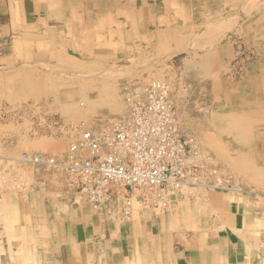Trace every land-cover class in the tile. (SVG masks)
<instances>
[{
    "label": "rangeland",
    "instance_id": "374dc122",
    "mask_svg": "<svg viewBox=\"0 0 264 264\" xmlns=\"http://www.w3.org/2000/svg\"><path fill=\"white\" fill-rule=\"evenodd\" d=\"M42 1L43 8H47L49 3ZM88 1H93L95 8L102 6L99 7L102 24L98 30L104 36L117 19L111 14L116 11L117 0H76V7ZM124 1L127 10L133 0ZM137 1L139 5L146 2ZM171 2L174 19L182 20L170 22L178 28L181 45L175 41L169 51L161 50L165 46H160L151 68L135 71L131 66L127 70L111 66L107 62L106 45L95 47L105 39L96 33L93 59L88 63L62 57L52 64L51 57L46 62L56 68L41 70L36 45H30L21 46L17 55L0 67V115H3L0 117V196L16 189L37 193L46 183L49 185V180L62 190L61 174L23 163V154L60 158L69 151L80 130H100L120 119L125 111V87L129 82H167L181 115V130L194 138L200 149L198 161L233 175L240 192L231 194L264 196V0ZM86 14L97 16L90 9ZM12 40L0 39V57L5 51L10 53L7 49L11 48ZM228 48L230 58L214 63V55ZM185 58H200L203 77L214 82L184 80L181 61ZM21 77L29 83L16 85ZM37 77L43 80L37 82ZM15 94L18 100H14ZM44 115L59 118L63 127L59 136L43 134L42 128L37 131L39 135H34L30 121ZM62 191L70 197L66 190ZM217 193L224 194L186 192L179 203L204 202L203 198ZM136 212L151 213L140 206L135 207L133 215Z\"/></svg>",
    "mask_w": 264,
    "mask_h": 264
},
{
    "label": "crops",
    "instance_id": "0c3cea01",
    "mask_svg": "<svg viewBox=\"0 0 264 264\" xmlns=\"http://www.w3.org/2000/svg\"><path fill=\"white\" fill-rule=\"evenodd\" d=\"M46 1L47 8L42 0H0V39H13L0 67L21 46L30 45H36L41 70L56 68L48 63L51 57L52 64L62 57L88 63L94 33L105 38L95 47L106 45L107 62L121 70L151 68L160 46L169 51L175 41L181 45L178 28L170 22L182 20L174 19L171 0H145L142 5L133 0L127 10L125 1L117 0L111 13L117 19L104 36L98 30L101 5ZM88 9L97 16H88ZM230 52L216 53L214 63L227 61ZM200 62L182 59L184 80L214 82L203 77ZM23 82L29 83L21 77L15 84ZM47 182L37 193L16 189L0 196V264H264V196L210 194L204 202H181L168 215L136 212L123 220L117 213L120 202L113 203L116 217L111 218Z\"/></svg>",
    "mask_w": 264,
    "mask_h": 264
},
{
    "label": "built area",
    "instance_id": "2783aa9c",
    "mask_svg": "<svg viewBox=\"0 0 264 264\" xmlns=\"http://www.w3.org/2000/svg\"><path fill=\"white\" fill-rule=\"evenodd\" d=\"M32 121L34 135L40 128L53 137L63 130L57 116ZM199 154L195 139L181 130L170 85L129 82L120 119L100 130H80L60 158L25 153L21 161L61 174L62 189L95 212L114 218L113 203L120 202L119 218L130 220L136 206L156 214L169 212L186 192H240L233 175L201 164Z\"/></svg>",
    "mask_w": 264,
    "mask_h": 264
},
{
    "label": "bare ground",
    "instance_id": "6f19581e",
    "mask_svg": "<svg viewBox=\"0 0 264 264\" xmlns=\"http://www.w3.org/2000/svg\"><path fill=\"white\" fill-rule=\"evenodd\" d=\"M108 12V11H107ZM122 14V13H121ZM62 15V14H61ZM104 17H106V16H104ZM107 17H109V16H107ZM112 18V17H111ZM237 121V120H236Z\"/></svg>",
    "mask_w": 264,
    "mask_h": 264
}]
</instances>
